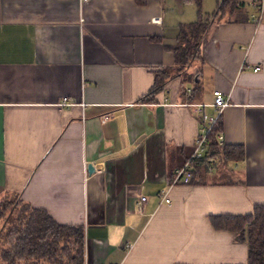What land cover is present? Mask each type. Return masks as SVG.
I'll use <instances>...</instances> for the list:
<instances>
[{
  "label": "crops",
  "instance_id": "0c3cea01",
  "mask_svg": "<svg viewBox=\"0 0 264 264\" xmlns=\"http://www.w3.org/2000/svg\"><path fill=\"white\" fill-rule=\"evenodd\" d=\"M219 1L0 0V200L84 227L85 264H247L209 218L264 204V5L212 20L185 75L167 49ZM215 90L220 143L244 159L174 185L201 127L191 105Z\"/></svg>",
  "mask_w": 264,
  "mask_h": 264
},
{
  "label": "trees",
  "instance_id": "16d2710c",
  "mask_svg": "<svg viewBox=\"0 0 264 264\" xmlns=\"http://www.w3.org/2000/svg\"><path fill=\"white\" fill-rule=\"evenodd\" d=\"M136 1L141 4L146 2ZM236 7L237 0H220L215 12L200 13L197 21L179 25L177 41L167 47L174 53L178 68H184L195 58L201 37L212 20L232 12ZM146 98L153 99V94H148ZM220 119L208 135L207 156L194 164L191 182L209 173L208 166L221 164L226 167L244 159L242 147L227 146L218 141L217 135L222 131ZM16 199L17 205L14 204L8 211L9 228L3 235L6 246L0 254L1 264H85L84 227L58 224L47 211L32 208ZM2 215L0 211V217ZM209 220L215 230L233 232L239 241L247 244V264H264V204L255 205L250 215L211 216Z\"/></svg>",
  "mask_w": 264,
  "mask_h": 264
},
{
  "label": "built area",
  "instance_id": "2783aa9c",
  "mask_svg": "<svg viewBox=\"0 0 264 264\" xmlns=\"http://www.w3.org/2000/svg\"><path fill=\"white\" fill-rule=\"evenodd\" d=\"M88 0H82V2H87ZM251 5L256 8L257 14L253 17L254 20H259L262 16V10L264 5V0H251ZM260 68L256 67L254 71H259ZM192 91L188 90V93ZM229 100L223 97V94L220 90H215L213 92V103L210 105L207 104H193L191 107L194 109V113L197 116L198 121L201 123V127L199 128L198 134L193 144V151L189 159L186 163L177 168L174 171L173 175V184H189L193 179V170L194 164L199 160H202L205 156H207V144H208V135L212 132L213 128L217 124L219 118H221L223 110L229 106ZM207 107H212L215 109L214 114H209L207 112ZM218 141L222 140V134L220 133L218 136ZM96 173H103L105 171L104 163L93 164ZM213 167L208 166L209 172L212 171ZM162 202L164 201L166 204L171 203V199L169 198L167 192L161 195ZM147 198L142 196L140 198V202L146 201ZM141 203H139L138 207L141 209Z\"/></svg>",
  "mask_w": 264,
  "mask_h": 264
},
{
  "label": "rangeland",
  "instance_id": "374dc122",
  "mask_svg": "<svg viewBox=\"0 0 264 264\" xmlns=\"http://www.w3.org/2000/svg\"><path fill=\"white\" fill-rule=\"evenodd\" d=\"M182 4H183V6H185L184 3H182ZM208 4H209L208 2L207 3L205 2L203 8L204 9L205 8H209L210 9V6ZM196 6L197 5H195V10H197V7ZM174 7H177L176 9L179 11L180 8H179L178 3H176L174 5ZM185 7H187V6H185ZM167 45L170 47V46H172V43L167 42ZM192 61H193V59L190 61V63ZM186 67L187 66H185L184 68H178L177 71L181 72L182 75H185V73H186V70H185ZM190 84H192L193 89H194V92H197V89H198L197 88V84H195V83H190ZM213 168H214V172L208 173V176L209 177L213 176V173H214V175H216L218 173H222V172H220V170H219V168H218L217 165L213 166ZM225 173H227V172H225ZM226 175H228V174H226ZM15 199L16 198H14V197H5L4 199L0 200V208L3 209V210L0 209V211L3 212V215L0 217V238L3 237V235H5L7 233V231H8V228H9V225L7 224V221H8L7 216L9 215L8 211H10L13 208V205L14 204L17 205V202L15 201ZM3 242H5L4 237L0 240V254H1V251L4 249V247L6 246V244L4 246V243Z\"/></svg>",
  "mask_w": 264,
  "mask_h": 264
},
{
  "label": "water",
  "instance_id": "95a60500",
  "mask_svg": "<svg viewBox=\"0 0 264 264\" xmlns=\"http://www.w3.org/2000/svg\"><path fill=\"white\" fill-rule=\"evenodd\" d=\"M94 171H95V169H94L93 164H89L88 165V173L92 174V173H94Z\"/></svg>",
  "mask_w": 264,
  "mask_h": 264
}]
</instances>
